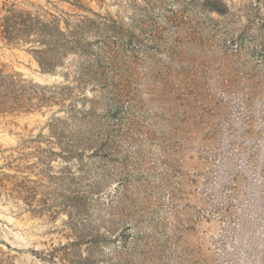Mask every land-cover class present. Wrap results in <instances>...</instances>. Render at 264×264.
Instances as JSON below:
<instances>
[{
	"label": "rangeland",
	"instance_id": "374dc122",
	"mask_svg": "<svg viewBox=\"0 0 264 264\" xmlns=\"http://www.w3.org/2000/svg\"><path fill=\"white\" fill-rule=\"evenodd\" d=\"M10 8L71 27L84 21L93 33L109 31V19L139 33L137 26L148 33L160 25L165 46L140 47L141 64L126 66L137 103L121 123L122 153L102 159L120 172V192L118 177L101 194L84 192L75 166L61 185L23 168L34 159L7 166L23 140L46 138L53 119L69 120L65 111L0 118V171L16 176L15 184L36 181V199L51 196L35 212L0 194V264H264V0H0V17ZM172 40L180 60L169 57ZM38 48L0 39V66L58 86L79 63L70 55L55 73H41ZM194 76L200 94L224 103L210 127L185 123L186 107L171 105L166 85L183 93L179 82ZM44 138L24 152L47 148ZM62 165L53 159L52 177ZM73 196L79 200L71 210L62 202Z\"/></svg>",
	"mask_w": 264,
	"mask_h": 264
},
{
	"label": "trees",
	"instance_id": "16d2710c",
	"mask_svg": "<svg viewBox=\"0 0 264 264\" xmlns=\"http://www.w3.org/2000/svg\"><path fill=\"white\" fill-rule=\"evenodd\" d=\"M50 17L42 21L16 12L13 8L6 9L5 15L0 17V39L7 43L28 42L39 46L32 52L41 73H55L57 68L65 65L70 55L79 59V63L68 66L63 74L65 82L58 86L35 83L24 79L20 73L8 72L4 66H0V118L54 106L65 111L69 117V120L64 121L53 119L46 138L38 135L23 140L17 156L7 166L18 163L13 165L17 168L23 162L34 159L32 164L23 168L36 171L41 180L56 179L60 185L63 184L64 177L72 175L71 167L75 166V173L80 178L79 185L84 192L101 194L106 185L116 177L121 185L116 190L120 192L124 184V180H119L120 172L114 173L102 159L117 158L122 153L121 143H125L126 138L120 134L121 123L126 119L128 108L137 103V90L126 73L131 65L136 67L141 64L138 56H144L145 53L140 51V47L158 51L161 45L165 46L160 36L164 29L157 25L146 33L142 27L137 26L140 33L135 28L125 31L120 23L109 19L112 25L109 31L93 33L90 29H84V21L80 22L81 25L71 27L58 17ZM141 32L147 39L141 36ZM87 34L92 37H85ZM178 45L177 40L169 43L168 52L172 61L181 59L177 54ZM259 47L263 48L261 45ZM127 63L130 67H126ZM173 85H166L173 100L171 105L186 107L185 123L192 124V119L210 127L208 120L214 117V111L224 104L223 101L200 94V81L196 76L179 82L183 93ZM88 90L89 95L86 92ZM155 90L154 86L151 91ZM174 131H177L176 128ZM43 138L47 148L36 146L32 151L24 152L29 148L28 145L42 143ZM54 146L60 152H55ZM55 158H60L64 165L58 169L59 176L52 177L50 164ZM85 158L91 161L85 162ZM95 158L100 161L95 162ZM15 177L0 171V194L22 201L31 211L38 212L48 208V200H51L49 193H45L44 199H36L37 182L20 177L21 181L15 184L11 181ZM78 200V196L65 197L62 204L74 210ZM78 214L79 212H75L72 216L68 213L69 219L73 221Z\"/></svg>",
	"mask_w": 264,
	"mask_h": 264
}]
</instances>
